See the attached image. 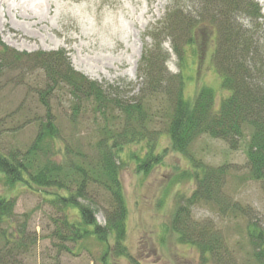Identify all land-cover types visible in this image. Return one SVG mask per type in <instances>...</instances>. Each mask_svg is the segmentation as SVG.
Returning a JSON list of instances; mask_svg holds the SVG:
<instances>
[{
	"label": "trees",
	"instance_id": "1",
	"mask_svg": "<svg viewBox=\"0 0 264 264\" xmlns=\"http://www.w3.org/2000/svg\"><path fill=\"white\" fill-rule=\"evenodd\" d=\"M192 1L198 8L194 16L174 6L166 13L161 33L172 36V52L180 64L186 48L193 49L196 37L203 33L220 90L225 93L218 104L214 89L206 85L200 86L191 100L184 99L183 78L181 73L170 74L167 70L169 54L162 50L159 35L152 37V49L142 54L137 69L141 87L134 100L124 99L117 89L109 91L74 70L63 50L28 54L9 48L0 39V73L30 66L41 71L43 87L37 93L44 110L41 116L25 115L22 124L36 127L27 147L4 148L0 143L1 225L10 223L16 197L12 191L21 186L31 192L39 191L51 206L59 208L62 218L54 220L57 235L60 233L66 241L73 242L94 236L115 256L127 257L124 244L127 208L118 160L125 148L137 147L142 156L131 154L138 158L137 170L149 172L161 163V153L155 151L156 140L165 132L170 148L189 158L196 169L195 189L189 197H180L176 204L170 222L172 232L179 243L195 247L202 261L213 256L218 264H234L221 235L210 224L192 220L190 208L203 201L217 205L222 213L251 217V211L223 191L229 166L209 167L195 162L188 149L199 136L221 140L231 150L244 147L249 178L264 186V43L257 29V21L264 15L254 0ZM240 14L250 19V26L239 22ZM59 93L70 98L72 122L80 116L81 105L92 108L91 122L97 127L98 139L90 150L74 146L62 134L49 105V100ZM151 100L159 106L154 114L148 113ZM157 114L167 116L162 124L164 130L149 129ZM97 122L104 124L98 126ZM98 195L103 202L104 225L97 223L96 209L92 208ZM247 234L256 264H264V233L256 221L247 225ZM0 238V264H21L17 257L25 252L23 241L15 243L6 236Z\"/></svg>",
	"mask_w": 264,
	"mask_h": 264
},
{
	"label": "rangeland",
	"instance_id": "2",
	"mask_svg": "<svg viewBox=\"0 0 264 264\" xmlns=\"http://www.w3.org/2000/svg\"><path fill=\"white\" fill-rule=\"evenodd\" d=\"M38 1L0 0V39L9 48L28 54L63 50L74 70L109 91L117 89L120 97L134 100L141 87L137 69L142 54L152 49V37L159 35L162 50L169 54L167 70L170 74L181 73L183 78L184 99L191 100L202 85L214 89L217 104L225 94L220 90L203 33L196 37L193 49L186 48L181 64L172 52V36L161 33L166 13L174 6L194 16L198 8L192 0H40L41 7L37 6ZM254 1L264 15V0ZM238 20L245 27L251 25L243 14ZM257 26L264 43V18L257 21ZM42 78L41 71L33 66L0 73V143L4 148L24 149L34 138L36 127L22 123L26 114L41 116L44 112L37 93L43 87ZM69 99L66 93H59L49 100V105L64 137L88 151L98 139L97 127L91 122L92 108L81 105L80 116L72 122ZM158 107L157 101H148V113L154 114ZM14 111L15 115L7 118ZM160 115L154 116L150 130H164L162 124L167 116ZM155 151L161 153V163L147 173L138 171V158L131 157L133 153L142 156L137 147L125 148L118 160L127 208V257L115 256L94 236L73 242L57 235L54 220L62 218L59 208L51 206L39 191L31 192L21 186L12 191V196H16L14 213L10 223L0 224V236L15 243L23 241L25 252L17 257L21 264H218L213 256L202 261L197 249L179 243L170 228L180 197H189L195 189V167L189 158L170 148L165 132L158 135ZM188 153L205 166H229L223 191L232 201L249 208L252 215L222 213L217 205L200 201L191 206V219L210 224L221 235L231 262L256 264L247 225L256 221L264 233V186L249 178L244 147L231 150L221 140L199 136ZM99 196L93 199L92 208L96 209L97 223L104 225ZM63 233L68 234L66 230ZM109 241L112 243L111 238Z\"/></svg>",
	"mask_w": 264,
	"mask_h": 264
},
{
	"label": "bare ground",
	"instance_id": "3",
	"mask_svg": "<svg viewBox=\"0 0 264 264\" xmlns=\"http://www.w3.org/2000/svg\"><path fill=\"white\" fill-rule=\"evenodd\" d=\"M30 1H34V0H30ZM43 2H45V0H44ZM43 2L39 0L37 6L41 7V6L43 5ZM136 3H137V2H136ZM136 3H135V4H136ZM150 9H151V7L148 6L147 12H149Z\"/></svg>",
	"mask_w": 264,
	"mask_h": 264
}]
</instances>
